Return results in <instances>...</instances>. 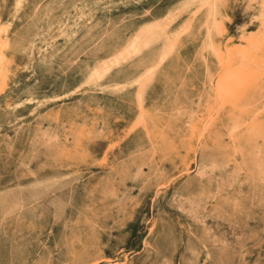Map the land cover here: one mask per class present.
I'll use <instances>...</instances> for the list:
<instances>
[{"label":"rangeland","instance_id":"obj_1","mask_svg":"<svg viewBox=\"0 0 264 264\" xmlns=\"http://www.w3.org/2000/svg\"><path fill=\"white\" fill-rule=\"evenodd\" d=\"M0 264H264V0H0Z\"/></svg>","mask_w":264,"mask_h":264},{"label":"bare ground","instance_id":"obj_2","mask_svg":"<svg viewBox=\"0 0 264 264\" xmlns=\"http://www.w3.org/2000/svg\"><path fill=\"white\" fill-rule=\"evenodd\" d=\"M157 41H158V39H157ZM223 63V62H222ZM162 64V63H161ZM102 69V68H101ZM106 69H107V67H106ZM100 71V70H99ZM106 71V70H105ZM103 72H104V70H103ZM109 72V71H108ZM94 73H96V70H95V72ZM94 73H92L93 75H99V73H97V74H94ZM238 73V72H237ZM104 74H105V72H104ZM107 74V73H106ZM146 75V74H145ZM102 76V75H101ZM100 76V77H101ZM92 77V76H91ZM96 76H94V77H92V78H95ZM98 77V76H97ZM100 77H98V79H100L101 80V78ZM92 81V80H91ZM95 82V81H94ZM92 83V82H91ZM92 84H94V83H92ZM60 100V99H59Z\"/></svg>","mask_w":264,"mask_h":264}]
</instances>
